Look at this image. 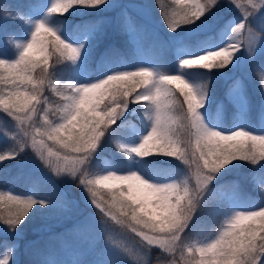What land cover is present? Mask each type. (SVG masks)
Segmentation results:
<instances>
[{"label":"snow or ice","instance_id":"1","mask_svg":"<svg viewBox=\"0 0 264 264\" xmlns=\"http://www.w3.org/2000/svg\"><path fill=\"white\" fill-rule=\"evenodd\" d=\"M109 26L131 55L100 51ZM0 44V165L17 161L19 179L30 153L42 174L0 189V234L15 238L0 264H20L23 229L47 209L71 222L55 235L74 258L49 243L34 264H264V0H25L0 10ZM245 67L259 104L244 75L218 100L212 82ZM245 166L258 198L225 179ZM205 211L216 227L200 228Z\"/></svg>","mask_w":264,"mask_h":264},{"label":"trees","instance_id":"2","mask_svg":"<svg viewBox=\"0 0 264 264\" xmlns=\"http://www.w3.org/2000/svg\"><path fill=\"white\" fill-rule=\"evenodd\" d=\"M129 1V0H127ZM112 2H120L124 3L123 0H112ZM154 3V0H152ZM25 3V0H0V10H7V9H15L20 7L22 4ZM160 3L162 5L168 6L170 4V0H160ZM234 14V13H233ZM95 15H100V16H110V15H115L114 12L112 11H104L100 12L98 14L94 13L93 17L89 18H94ZM153 17L155 20L159 21V26L160 30L162 29L164 31V34L166 35L164 25L160 22V16H159V11L156 10V8H153ZM80 18H75V21L78 22ZM7 27L9 29L17 27V25L8 22ZM127 37L124 35H121L118 30L115 29L114 26H109L108 27V38L105 40V44L101 46L100 51H103V48L107 46L108 44H115L117 48H120L121 51L125 55H131V46L127 43ZM0 47L2 50H9L3 45L0 44ZM99 55V52H97V56ZM228 73H225L223 76H220L216 78L212 84L211 88L213 89L216 98L218 100L224 99L223 93L226 89L227 86V79L226 77L228 76ZM248 84H249V89H250V94L252 97V102L253 105H258L260 96H259V90L258 86L256 84V78L255 76H252V80L248 79ZM50 98L55 101L57 98L49 93ZM225 103H227L225 101ZM232 115V106L228 105V118L231 119ZM3 140H0V146H3ZM115 151L113 145H105L103 155L105 157H110V155ZM21 160L25 162H31L32 163V157L30 153L25 154L20 158ZM18 162L17 161H8L5 162L4 164L0 165V189H7L11 185H13L18 193L20 192H26L27 191V177L23 176L19 179H16V175L12 173V170L17 167ZM26 164V163H25ZM33 164V163H32ZM250 169L248 167H242L238 171H234L233 173L229 174L227 177H225L226 180H236L239 182L241 188H245V186L248 189V193L250 195H253V197L259 196V193L256 192L250 183L248 179V174H249ZM44 190H48L45 188ZM73 189V193L79 197V191ZM199 218L204 222L200 228L202 229H212L218 225L219 220L221 217L219 216H212L209 215L207 211L202 212L199 214ZM67 222H61L59 218V214L57 210L55 209H47L43 211L37 212L35 215H33L26 223L23 232V238L19 240V250L15 256V259L20 262V264H34L35 261L41 259V248H45V242L44 238L48 235H51L54 238H57L59 236H56V233H61L63 234L65 232V229L68 228ZM44 226L50 227L51 231H37V229H40ZM70 226V222H69ZM8 239L9 241H12L15 239L11 235L4 237L3 234H0V241H3L4 239ZM40 241L43 243L42 246L36 248V246H29L27 249H24L25 244H29L31 241ZM3 251V248L0 247V252ZM153 264H156L157 260V254L153 252ZM161 259H166V258H161Z\"/></svg>","mask_w":264,"mask_h":264},{"label":"rangeland","instance_id":"3","mask_svg":"<svg viewBox=\"0 0 264 264\" xmlns=\"http://www.w3.org/2000/svg\"><path fill=\"white\" fill-rule=\"evenodd\" d=\"M129 1H125L124 3H127ZM235 14V13H234ZM114 16V15H113ZM106 17H112V15L110 16H106ZM153 23L159 28L160 30V26H159V21L158 20H155L154 17H153ZM161 32V35H165L164 34V31L161 29L160 30ZM0 52H5L7 53L8 51L7 50H2L1 47H0ZM241 75H244V76H247L249 77V79L252 80V74H251V68L250 67H245V68H242V69H235V70H232L231 72H229L228 76L226 77V79L229 77V76H241ZM228 81V79H227ZM5 126H10L8 125V122L6 120H4L2 117H0V128H3ZM33 163V164H32ZM26 162L25 166H24V176L25 177H28L29 174H33V175H42L41 173L37 172L36 171V165L34 162ZM20 172V169L19 168H15L12 170V173L14 175L17 176V174ZM13 186V185H11ZM247 186V185H246ZM245 186V188H243L242 190L245 191L246 193H248V189L247 187ZM73 190V189H72ZM76 190V189H75ZM74 190V191H75ZM249 194V193H248ZM253 197V195H251ZM259 197V196H258ZM258 197H254V198H258ZM83 207V205H82ZM71 223V222H70ZM69 227V222H67V225ZM51 237V240H49V238ZM33 241V240H32ZM31 241V242H32ZM44 242H45V248L46 246L50 243L51 245V250L54 251V252H63L65 254L61 255L59 258H62V259H73L74 256L71 255V252H72V246H73V243H74V240L73 239H68L66 240L64 235H60L59 237L57 238H54L52 237L51 235H48L44 238ZM43 243L40 242L39 244H27V246L25 247V249H27L29 246H36V248L42 246ZM42 250H44L43 248H41V254H42Z\"/></svg>","mask_w":264,"mask_h":264}]
</instances>
